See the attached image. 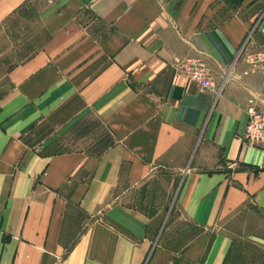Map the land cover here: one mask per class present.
Instances as JSON below:
<instances>
[{
  "label": "crops",
  "instance_id": "1",
  "mask_svg": "<svg viewBox=\"0 0 264 264\" xmlns=\"http://www.w3.org/2000/svg\"><path fill=\"white\" fill-rule=\"evenodd\" d=\"M263 54L264 0H0V264H227L264 219V149L243 142ZM93 118L98 152L35 136Z\"/></svg>",
  "mask_w": 264,
  "mask_h": 264
},
{
  "label": "rangeland",
  "instance_id": "2",
  "mask_svg": "<svg viewBox=\"0 0 264 264\" xmlns=\"http://www.w3.org/2000/svg\"><path fill=\"white\" fill-rule=\"evenodd\" d=\"M105 128L97 118L82 121L67 132L63 131V127L59 128L55 124L47 123L40 128L35 136L44 138L52 135L60 138L61 140H57L53 146L55 151L89 147L98 152L106 145L107 130ZM63 137L67 139L65 143H63ZM42 144V142L38 144L37 149L42 148ZM167 172L164 171L158 174L159 178L155 179L153 188L158 185L160 197L171 202L180 184L181 176L174 178V184L171 188V184L168 185L166 181H171L173 176L170 170ZM162 179H164L165 184H163ZM169 187L170 193L168 191ZM245 220H249L250 224L244 226L242 228L244 229L243 233L236 237L227 264H264V219L246 217Z\"/></svg>",
  "mask_w": 264,
  "mask_h": 264
},
{
  "label": "built area",
  "instance_id": "3",
  "mask_svg": "<svg viewBox=\"0 0 264 264\" xmlns=\"http://www.w3.org/2000/svg\"><path fill=\"white\" fill-rule=\"evenodd\" d=\"M256 59V61L264 60V54ZM172 66L180 74L195 80L204 89L216 90L218 88L208 63L202 57L177 56ZM246 112L248 114V122L243 142L250 146L264 149V108L257 96H252L248 99Z\"/></svg>",
  "mask_w": 264,
  "mask_h": 264
}]
</instances>
